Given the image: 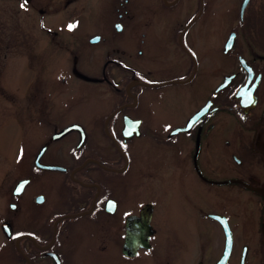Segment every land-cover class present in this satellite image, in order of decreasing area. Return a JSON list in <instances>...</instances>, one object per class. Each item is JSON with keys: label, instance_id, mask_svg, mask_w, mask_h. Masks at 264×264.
Listing matches in <instances>:
<instances>
[{"label": "flooded vegetation", "instance_id": "af4514ba", "mask_svg": "<svg viewBox=\"0 0 264 264\" xmlns=\"http://www.w3.org/2000/svg\"><path fill=\"white\" fill-rule=\"evenodd\" d=\"M4 1L0 264H264V0Z\"/></svg>", "mask_w": 264, "mask_h": 264}, {"label": "rangeland", "instance_id": "374dc122", "mask_svg": "<svg viewBox=\"0 0 264 264\" xmlns=\"http://www.w3.org/2000/svg\"><path fill=\"white\" fill-rule=\"evenodd\" d=\"M9 3L5 2L4 0H0V56L3 54L9 55V58L6 61H0V168L7 167L10 173V176H13L17 173L16 169L10 166L16 164V162H20L21 160V150L23 146V142L25 137L31 134V132L26 130V128L21 127L18 121H15L11 116L6 114V105L8 102L17 104V102H21V96L23 95V90L25 87V82L31 79H34L35 69L33 71L26 73H21L20 65L22 63L15 62L21 53L19 51H14V49L6 48L4 46V40L7 38L6 36L9 34V30H3L7 25H11L13 22H19L20 15L15 16L14 10L9 9ZM11 6V5H10ZM223 8H225L224 13L227 16H233L235 13L234 8V0H226L222 4ZM15 8V6H14ZM221 17H223V12H221ZM17 56V57H16ZM6 64L8 66L18 67L14 70L13 75L11 76L13 80V84L10 86L9 89H5V81L7 78H3L5 74V67ZM34 65V64H33ZM13 68H9V72L13 71ZM6 75V74H5ZM36 78V77H35ZM29 79V80H28ZM2 82H4L2 84ZM4 85V87H2ZM8 92L13 93V96L10 97ZM7 93V94H6ZM9 97H8V96ZM11 163V164H9ZM172 220H175V217H172ZM179 223V219L176 221ZM187 224L184 223V226ZM194 258V254H186L182 256L180 262L178 264H190Z\"/></svg>", "mask_w": 264, "mask_h": 264}, {"label": "water", "instance_id": "95a60500", "mask_svg": "<svg viewBox=\"0 0 264 264\" xmlns=\"http://www.w3.org/2000/svg\"><path fill=\"white\" fill-rule=\"evenodd\" d=\"M245 5H246V3L243 2V7H242L241 14L243 13V8L245 7ZM230 40H231V38L229 39V41ZM229 44L230 43L227 42L225 46H228ZM213 217H215L217 219H219V218L221 219V217L220 216H217V215H214ZM223 223H225V222H223ZM224 226H225V224H224ZM225 228H226V230H228L227 227H225ZM230 245H231V236H230V231H228L227 246H226V249H225L224 253L222 254L221 258L217 262V264H224L226 262V260L228 258V255H229V251H230Z\"/></svg>", "mask_w": 264, "mask_h": 264}, {"label": "snow or ice", "instance_id": "6c2138e0", "mask_svg": "<svg viewBox=\"0 0 264 264\" xmlns=\"http://www.w3.org/2000/svg\"><path fill=\"white\" fill-rule=\"evenodd\" d=\"M244 2L245 3H247L248 2V0H244ZM24 5L22 4L21 5V7H23ZM73 27V25H69V28L71 29ZM119 27V26H118ZM253 87H254V85H253ZM255 101H254V98L252 97V95H251V92H249L248 93V97H247V101H246V103L247 104H253ZM189 127H192V125L191 124H189ZM20 191V189L18 188L17 189V192H19ZM109 203V205L111 206L112 205V202H108Z\"/></svg>", "mask_w": 264, "mask_h": 264}]
</instances>
